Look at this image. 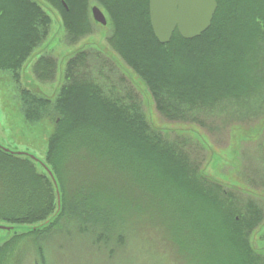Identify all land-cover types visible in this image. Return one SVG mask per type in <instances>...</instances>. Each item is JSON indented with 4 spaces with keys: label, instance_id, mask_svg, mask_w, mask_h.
Returning a JSON list of instances; mask_svg holds the SVG:
<instances>
[{
    "label": "trees",
    "instance_id": "obj_1",
    "mask_svg": "<svg viewBox=\"0 0 264 264\" xmlns=\"http://www.w3.org/2000/svg\"><path fill=\"white\" fill-rule=\"evenodd\" d=\"M217 2L200 35L176 29L162 43L149 0H0V70L16 82L25 119L54 127L43 157L0 145V224L27 226L0 244V264H17L26 236L31 264H49L54 247L43 243L57 233L78 236L101 264H113L130 241L121 230L138 234L140 222L190 264H264L255 241L256 231L264 240V157L254 151L258 167L240 175L249 190L230 186L207 171L208 148L214 154L206 132L224 138L256 130L259 119L264 126V0ZM92 5L106 14V44L75 50L59 91L41 93L34 83L56 78L58 58H32L54 26L70 43L92 34ZM149 99L163 120L180 124L177 132L154 122ZM150 244L146 254L163 264L167 255Z\"/></svg>",
    "mask_w": 264,
    "mask_h": 264
},
{
    "label": "rangeland",
    "instance_id": "obj_2",
    "mask_svg": "<svg viewBox=\"0 0 264 264\" xmlns=\"http://www.w3.org/2000/svg\"><path fill=\"white\" fill-rule=\"evenodd\" d=\"M107 25L108 24L102 25V23L97 21V23H95L94 32L84 36L81 42L78 43L68 42L65 38V32L62 31L58 25L54 26L50 37L38 48L37 54L34 55L31 62L36 60L38 54L49 51L58 58V75L50 82L36 81V83H34L36 84L35 87L47 96L54 95L58 92L61 84L60 72L65 67L67 58L71 56L75 50L81 48L83 44L88 43L94 48H96L99 43L106 44V39L110 30ZM25 70L28 76H33L30 64H27ZM141 92L144 94L143 90ZM143 104L145 111L151 112L150 117L157 125L163 126L162 128L164 129L169 128L172 132H177L176 129L180 127V124L163 120L150 99L147 103L145 101ZM262 120L263 119L258 120V127L256 130L252 127L246 129L248 127L243 126L233 130L231 136H224V138H222V131L221 133H219V131L212 133L206 131L208 139V141H206L212 142L214 154V158H211L210 152L212 150L208 148L209 153L207 154V158L208 160L212 159L207 166L208 173L228 182L229 185L230 182H238L239 186L249 190V187L246 186V180L243 182L240 175L244 176V170L248 171L247 168H250V165H254L255 168L258 167L260 157L258 156L256 158L254 156V151L258 152V155L261 154L264 157V126L262 128L260 125V121ZM53 128L52 123L48 120L31 123L25 119L20 109L18 86L16 82L12 80L8 73L0 70V143L9 149L25 151L37 155L38 157H43L46 152L47 138L53 132ZM244 128L246 130H243ZM173 134L176 135V133ZM236 154L238 155L236 156ZM236 158L239 159V161H237ZM262 196L264 197L263 193ZM118 225L119 224H117V226ZM136 227H139L137 228L138 234L142 233L140 228L145 230L143 234L147 236L148 242L151 243L149 246L150 248L156 249L158 253L167 255V257H161V254H159L163 264H190L185 254L178 253L176 245L167 243L165 241L166 239H164L165 236L161 238L157 237L158 233H156L152 227L144 225L143 222H140ZM26 228V225L18 226L11 230L0 227V244L4 240L15 235V233L26 230ZM131 228V233L125 232L124 229L121 230V233H128V235H130V241L127 248L123 247L125 256L120 259L117 258L113 261V264H155L156 261L146 254V247L148 245V242L145 240L146 238L142 234H136L132 226ZM31 236L34 237L33 234H31ZM52 236V238H49L43 243L44 247L49 246V249L54 247V253L49 259V264H101L98 257L84 248V243L79 241L80 238L78 236L72 238V236H63L61 233ZM169 236L170 234L168 237ZM155 237L158 241L153 240ZM255 241L256 246H259L260 250L264 253V240L258 241V231L255 233ZM32 244L30 236L20 239L18 247L21 253L19 256L17 255L19 258L17 264H31V260L35 257L34 249L30 248ZM21 246L25 247V249H20ZM114 247H117L115 249L116 253L120 248V244H116ZM17 249L16 254L19 253ZM14 259L9 264H14Z\"/></svg>",
    "mask_w": 264,
    "mask_h": 264
},
{
    "label": "water",
    "instance_id": "obj_3",
    "mask_svg": "<svg viewBox=\"0 0 264 264\" xmlns=\"http://www.w3.org/2000/svg\"><path fill=\"white\" fill-rule=\"evenodd\" d=\"M217 6V0H149L150 22L154 34L162 43L170 41L176 29L185 38L198 36L211 25ZM92 14L96 21L107 23L106 15L99 6L92 7ZM3 148L12 151L5 146ZM14 152H24L37 158L34 154L25 151L14 150ZM45 166L56 184L60 207L61 195L57 180L51 169L46 164ZM0 227L11 229V226L5 224H0Z\"/></svg>",
    "mask_w": 264,
    "mask_h": 264
},
{
    "label": "flooded vegetation",
    "instance_id": "obj_4",
    "mask_svg": "<svg viewBox=\"0 0 264 264\" xmlns=\"http://www.w3.org/2000/svg\"><path fill=\"white\" fill-rule=\"evenodd\" d=\"M94 5H92V7H93Z\"/></svg>",
    "mask_w": 264,
    "mask_h": 264
}]
</instances>
